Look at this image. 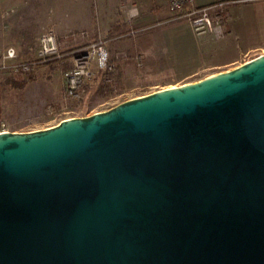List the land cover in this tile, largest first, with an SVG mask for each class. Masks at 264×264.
Listing matches in <instances>:
<instances>
[{
  "label": "water",
  "instance_id": "95a60500",
  "mask_svg": "<svg viewBox=\"0 0 264 264\" xmlns=\"http://www.w3.org/2000/svg\"><path fill=\"white\" fill-rule=\"evenodd\" d=\"M0 264H264V53L0 132Z\"/></svg>",
  "mask_w": 264,
  "mask_h": 264
},
{
  "label": "rangeland",
  "instance_id": "374dc122",
  "mask_svg": "<svg viewBox=\"0 0 264 264\" xmlns=\"http://www.w3.org/2000/svg\"><path fill=\"white\" fill-rule=\"evenodd\" d=\"M24 1L27 5L19 6L18 0H0V128H46L59 118L106 110L123 100L176 83L155 38L157 29L172 21L169 5L159 11V16L168 20L157 22L155 14H148L149 2L145 0H105V7L99 6V0H78L74 6L61 7L54 4L55 0H45V8L39 0ZM222 8L226 11L223 5ZM100 9L114 11L115 15H103ZM131 10L134 14L129 18ZM119 22L124 24L125 31L110 39L107 29ZM48 28L56 33L59 57L40 62L29 75L14 74L1 67L8 46L15 48L16 60H33L37 38ZM99 40L106 46L114 71L105 74L93 66L81 98L66 97L64 72L73 65L78 50ZM120 66L127 70L125 75H121ZM50 106L56 114L49 113Z\"/></svg>",
  "mask_w": 264,
  "mask_h": 264
},
{
  "label": "crops",
  "instance_id": "0c3cea01",
  "mask_svg": "<svg viewBox=\"0 0 264 264\" xmlns=\"http://www.w3.org/2000/svg\"><path fill=\"white\" fill-rule=\"evenodd\" d=\"M5 1L1 0L2 3H6ZM77 1L55 0L54 4L58 7L74 6ZM104 1L99 0L100 7L106 6ZM145 1L149 2L148 14L156 15L154 20L157 22L168 20L167 17L159 16L161 8L168 5L167 0ZM193 1L197 6L222 3L227 14L224 34L221 37H215L212 33L196 36L189 22L184 19L168 20L166 24L159 27L155 36L158 40V48L164 54L168 69L176 82L169 87L231 69L264 53V0ZM18 3L16 5L22 6L26 4V1L18 0ZM39 4L43 8L48 6L45 0H39ZM102 13L107 16L115 15L114 11L109 13L104 9ZM110 28L111 26L107 30ZM120 36L121 34L115 35L110 39ZM119 70L121 75L127 71L122 66Z\"/></svg>",
  "mask_w": 264,
  "mask_h": 264
},
{
  "label": "built area",
  "instance_id": "2783aa9c",
  "mask_svg": "<svg viewBox=\"0 0 264 264\" xmlns=\"http://www.w3.org/2000/svg\"><path fill=\"white\" fill-rule=\"evenodd\" d=\"M173 10L172 20L184 19L191 25L196 36L212 33L215 37L224 34L227 19L226 11L222 3L197 6L193 0H167ZM133 10L129 11L128 17H132ZM17 54L13 46L5 48L2 55L1 67L9 68L14 74L29 75L40 62L59 57L57 36L52 28H48L39 34L37 38L36 57L31 61L16 60ZM96 67L105 74L114 71L109 61L108 51L103 41L92 42L77 51L73 57V65L64 72L63 94L68 98L80 99L85 81L91 75V68ZM50 114H56V109L49 107ZM70 117V116H69ZM73 117V116H71ZM64 118H59L61 121ZM57 121L55 124H57ZM54 125V124H53ZM7 131L0 128V132Z\"/></svg>",
  "mask_w": 264,
  "mask_h": 264
},
{
  "label": "trees",
  "instance_id": "16d2710c",
  "mask_svg": "<svg viewBox=\"0 0 264 264\" xmlns=\"http://www.w3.org/2000/svg\"><path fill=\"white\" fill-rule=\"evenodd\" d=\"M123 25L121 22L115 24L113 27H111L108 31H107V36L108 37H113V35L124 32L125 29H123ZM86 88V87H85Z\"/></svg>",
  "mask_w": 264,
  "mask_h": 264
}]
</instances>
